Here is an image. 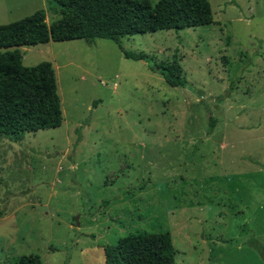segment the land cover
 Instances as JSON below:
<instances>
[{"label": "rangeland", "instance_id": "374dc122", "mask_svg": "<svg viewBox=\"0 0 264 264\" xmlns=\"http://www.w3.org/2000/svg\"><path fill=\"white\" fill-rule=\"evenodd\" d=\"M53 1L0 0V26L41 10L50 26ZM207 1L209 26L120 40L175 61L185 88L110 41L19 49L52 65L63 122L0 137V264H104L163 233L175 264H264V0Z\"/></svg>", "mask_w": 264, "mask_h": 264}, {"label": "trees", "instance_id": "16d2710c", "mask_svg": "<svg viewBox=\"0 0 264 264\" xmlns=\"http://www.w3.org/2000/svg\"><path fill=\"white\" fill-rule=\"evenodd\" d=\"M51 12L59 19L48 26L45 11H37L7 26H0V137L18 139L24 133L58 129L63 122L55 73L50 63L24 67L21 48L50 42L95 40L114 43L123 57L150 63L171 88H185L180 67L158 65L152 58L132 54L121 39L164 31H183L213 23L207 0H54ZM215 122L209 119L208 134ZM170 234L130 235L104 248V264H175ZM15 264H43L38 256L21 257Z\"/></svg>", "mask_w": 264, "mask_h": 264}, {"label": "water", "instance_id": "95a60500", "mask_svg": "<svg viewBox=\"0 0 264 264\" xmlns=\"http://www.w3.org/2000/svg\"><path fill=\"white\" fill-rule=\"evenodd\" d=\"M76 226H78V224L76 223Z\"/></svg>", "mask_w": 264, "mask_h": 264}]
</instances>
